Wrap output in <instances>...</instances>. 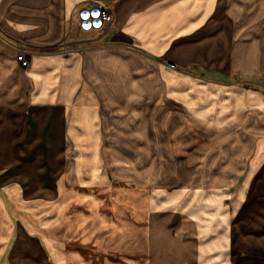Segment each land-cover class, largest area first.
<instances>
[{
    "label": "crops",
    "instance_id": "1",
    "mask_svg": "<svg viewBox=\"0 0 264 264\" xmlns=\"http://www.w3.org/2000/svg\"><path fill=\"white\" fill-rule=\"evenodd\" d=\"M84 1L0 0V264L70 263L72 201L115 185L81 161L117 143L118 105L175 129L200 211L158 233L149 212L147 264H264V0H104L107 34L64 53Z\"/></svg>",
    "mask_w": 264,
    "mask_h": 264
},
{
    "label": "rangeland",
    "instance_id": "2",
    "mask_svg": "<svg viewBox=\"0 0 264 264\" xmlns=\"http://www.w3.org/2000/svg\"><path fill=\"white\" fill-rule=\"evenodd\" d=\"M90 1L109 7L104 0H86L77 7L75 15ZM83 34L76 28V18L72 19L67 42L81 41L85 39ZM119 95L124 100L121 96L124 91L119 89ZM118 108L117 119L113 120L118 125L117 143L97 146L105 160L81 161L86 167L101 163L103 169H112L115 185L109 192L96 194L95 202L87 200L78 206L72 201L66 233L72 254L69 264H147L149 212L150 231L156 233L162 232L163 224L178 220L180 213L195 216L200 212L189 200L188 189L193 177L185 163L173 155L174 148H178L172 142L175 129L158 128L156 114L146 122L142 121L141 113L125 112V107L120 105ZM143 134L146 137L140 139ZM185 155L188 154H182ZM185 214L174 229L176 235L191 232L192 226ZM158 243L151 241V246ZM250 254L264 255V248L253 249Z\"/></svg>",
    "mask_w": 264,
    "mask_h": 264
},
{
    "label": "built area",
    "instance_id": "3",
    "mask_svg": "<svg viewBox=\"0 0 264 264\" xmlns=\"http://www.w3.org/2000/svg\"><path fill=\"white\" fill-rule=\"evenodd\" d=\"M112 23V13L109 7L96 1H90L85 6L80 8L76 14V28L80 33H94L100 37L107 34ZM70 43H65L61 51L69 52ZM20 65L26 67L28 60L24 50L19 51L17 57Z\"/></svg>",
    "mask_w": 264,
    "mask_h": 264
},
{
    "label": "bare ground",
    "instance_id": "4",
    "mask_svg": "<svg viewBox=\"0 0 264 264\" xmlns=\"http://www.w3.org/2000/svg\"><path fill=\"white\" fill-rule=\"evenodd\" d=\"M166 176V175H165Z\"/></svg>",
    "mask_w": 264,
    "mask_h": 264
}]
</instances>
